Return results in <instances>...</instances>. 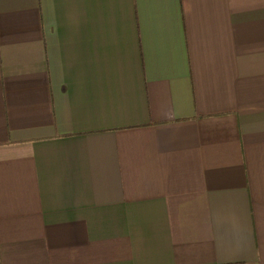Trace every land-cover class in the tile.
Here are the masks:
<instances>
[{
  "label": "crops",
  "instance_id": "0c3cea01",
  "mask_svg": "<svg viewBox=\"0 0 264 264\" xmlns=\"http://www.w3.org/2000/svg\"><path fill=\"white\" fill-rule=\"evenodd\" d=\"M0 264H264V0H0Z\"/></svg>",
  "mask_w": 264,
  "mask_h": 264
}]
</instances>
